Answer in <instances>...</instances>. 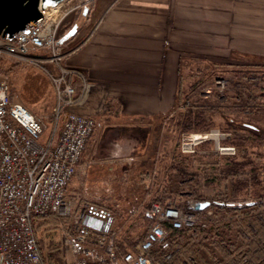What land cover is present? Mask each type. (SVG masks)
Returning <instances> with one entry per match:
<instances>
[{"label": "rangeland", "instance_id": "1", "mask_svg": "<svg viewBox=\"0 0 264 264\" xmlns=\"http://www.w3.org/2000/svg\"><path fill=\"white\" fill-rule=\"evenodd\" d=\"M79 11L80 8L76 10ZM70 15L58 29V40L63 37L59 36ZM0 61L9 80L11 99L23 104L46 124L55 98V87L49 75L17 57L3 56ZM216 63L183 57L177 104L159 119L115 127L108 124L113 120L103 115L105 109L94 116L99 119L97 128L69 183L67 197L77 207L85 202L108 211L113 218L116 243L132 248L143 237L147 231L149 206L156 202L152 198L157 195H165L163 202L173 205L176 199H187V195L213 199L226 194L237 199L236 204L248 200L246 191L264 195V56L234 53L228 61ZM45 67L55 76L52 64ZM192 103L203 107L192 108ZM188 111L193 117L196 112L204 111L206 122L209 119L211 126L196 130L192 125V129L183 130L182 123L177 124V121ZM248 125L257 127L260 137L254 139L255 132L247 128ZM211 131L219 132L222 137L201 143L193 154L179 151L183 133ZM217 144L233 147L235 152L232 155L221 153ZM230 162L242 165L233 167ZM252 167L255 181L239 187L238 180H252ZM177 168L182 170V176ZM153 173L152 180L145 178ZM170 176L176 179L168 182ZM62 222L53 220L36 231L47 264H69L61 233Z\"/></svg>", "mask_w": 264, "mask_h": 264}, {"label": "built area", "instance_id": "2", "mask_svg": "<svg viewBox=\"0 0 264 264\" xmlns=\"http://www.w3.org/2000/svg\"><path fill=\"white\" fill-rule=\"evenodd\" d=\"M72 1L43 10L35 26L11 39L0 38V58L28 61L49 75L55 87V103L45 124L11 99L8 77L0 71V264H47L37 243L36 218L63 221L61 233L69 264H160L152 252L164 260L178 252L168 239L166 225L173 230L210 228L217 226V217L210 211L198 217L173 204L152 203L147 217L153 222L143 239L119 253L111 214L85 202L77 207L68 199L69 183L95 126L94 116L72 109L84 102L90 87L85 75L62 65L66 53L58 40V29L70 13L87 2ZM46 64L54 66L55 76ZM75 76L83 83L79 94L70 81ZM219 137L217 131L183 133L179 151L193 154L201 143ZM217 145L221 153L235 152L233 147ZM154 174L145 178L152 180ZM180 264L199 263L189 252L180 257Z\"/></svg>", "mask_w": 264, "mask_h": 264}, {"label": "crops", "instance_id": "3", "mask_svg": "<svg viewBox=\"0 0 264 264\" xmlns=\"http://www.w3.org/2000/svg\"><path fill=\"white\" fill-rule=\"evenodd\" d=\"M86 1L59 36L76 26L62 43V65L90 85L72 109L92 116L105 109L115 127L146 124L174 109L183 57L218 63L234 53L264 56V0ZM72 81L82 92V79Z\"/></svg>", "mask_w": 264, "mask_h": 264}, {"label": "trees", "instance_id": "4", "mask_svg": "<svg viewBox=\"0 0 264 264\" xmlns=\"http://www.w3.org/2000/svg\"><path fill=\"white\" fill-rule=\"evenodd\" d=\"M1 67L0 61V71H2ZM71 85L74 86L73 81ZM196 103L199 104L198 101ZM196 103H192V108L203 107V105L199 106L196 105ZM108 104L109 102H107V106L109 107ZM176 104L177 100L174 108ZM204 115V111H198L193 117L191 111H188L183 115L181 121H177V124L182 123V128L185 131L192 129V125H194L196 130L210 127L211 122H208L209 119L206 122ZM94 120L95 126L92 136L97 128V121L99 119L96 120V117H94ZM246 127L252 130V132H255L253 133L254 139L255 137H260L259 129H257V127L249 125ZM230 165L233 167L238 166V168H240L242 163L233 165L230 162ZM177 170L179 176H182V170H179V168H177ZM251 174L252 180L241 179L238 180L239 184L237 185L243 188L244 186L249 185V181L254 182V167L251 169ZM171 179L175 180L176 178L170 176L167 179L168 182L171 181ZM255 183H259V181H256ZM240 190L238 192H240ZM257 192L246 191L245 195L249 196V198L243 204H236L235 202H237V199H234V202L233 198L226 196V194H220V197L217 196L213 199L204 197L205 195L203 197H200L202 195H191L190 197L187 195V199H176L175 205L178 208L183 211L191 212L198 217L205 214L207 211L212 212L217 217V226L210 228L195 226L193 229L189 230H173L169 225H166L165 229L168 234V239L172 242L173 247L178 248V252L174 253L170 260H164L158 255V253L155 254L152 252L154 260L160 264H180V257L190 252L199 264H264V221L262 220L264 218V195L262 196L260 192ZM153 193H155V190H153ZM163 198L166 199L167 197L165 195L158 197L157 195L152 198V201L165 205L167 203L163 202ZM206 202L209 203L206 208L201 210L194 208L196 204H203ZM188 206H193V208L187 209ZM53 220L56 219L36 218L34 220L35 231H37L43 224L49 223ZM147 221L148 230L153 221L149 217H147ZM143 237H141L136 243L140 242ZM37 243L40 251H42L39 238L37 239ZM116 246L119 253H124L128 249H131L126 247L122 242H118ZM210 260L212 262H208Z\"/></svg>", "mask_w": 264, "mask_h": 264}, {"label": "water", "instance_id": "5", "mask_svg": "<svg viewBox=\"0 0 264 264\" xmlns=\"http://www.w3.org/2000/svg\"><path fill=\"white\" fill-rule=\"evenodd\" d=\"M64 0H0V38L11 39L15 34L35 26L41 19L40 9L54 7ZM87 8L83 9V15ZM76 32L73 26L59 40L65 42ZM208 202L196 206L197 210L206 208Z\"/></svg>", "mask_w": 264, "mask_h": 264}, {"label": "bare ground", "instance_id": "6", "mask_svg": "<svg viewBox=\"0 0 264 264\" xmlns=\"http://www.w3.org/2000/svg\"><path fill=\"white\" fill-rule=\"evenodd\" d=\"M48 7H46L45 9H47ZM45 9H43V10H45ZM42 9H40V13H42V11H43Z\"/></svg>", "mask_w": 264, "mask_h": 264}]
</instances>
